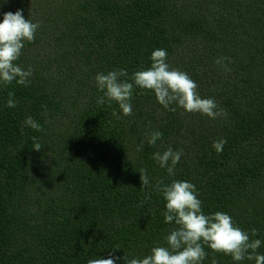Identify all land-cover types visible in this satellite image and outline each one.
<instances>
[{
  "label": "trees",
  "instance_id": "obj_1",
  "mask_svg": "<svg viewBox=\"0 0 264 264\" xmlns=\"http://www.w3.org/2000/svg\"><path fill=\"white\" fill-rule=\"evenodd\" d=\"M18 9L40 26L16 61L30 84L0 86V264L143 257L174 226L154 188L172 179L195 185L205 214L256 229L264 254V0H0V21ZM155 49L225 115L166 110L139 88L131 116L97 105V73L146 69ZM222 56L230 71L214 63ZM28 116L43 131L24 126ZM152 130L163 133L155 146ZM168 147L183 152L172 177L151 158ZM205 251L202 264H255Z\"/></svg>",
  "mask_w": 264,
  "mask_h": 264
},
{
  "label": "clouds",
  "instance_id": "obj_2",
  "mask_svg": "<svg viewBox=\"0 0 264 264\" xmlns=\"http://www.w3.org/2000/svg\"><path fill=\"white\" fill-rule=\"evenodd\" d=\"M39 26L38 21L34 23L25 19L22 10L3 14L0 21V86L6 87L13 82L24 86L30 84L32 69H24L16 61L22 54L25 42L34 41ZM167 55L166 50L155 49L150 56V66L146 69L140 68L131 75L125 69L97 73L94 84L102 93L96 99L97 105H111L114 102L124 116H131V100L135 89L139 88L154 93L156 101L166 110L176 111L178 107L185 112L200 113L211 119L225 115L222 109L218 110L213 98H201L196 82L187 73L170 67L166 62ZM227 62H230L229 58L223 56L214 60L217 66L230 71ZM13 97L14 94L9 92L6 102L9 108L16 107L17 101ZM172 105L175 107H170ZM112 115L119 118L115 110ZM23 124L33 130L43 131L41 125L31 116L26 117ZM162 138L163 133L159 130H152L145 136L147 144L152 146ZM32 140V148L40 151L42 144L35 137ZM226 143V139L220 138L212 142V147L219 153ZM182 155V150L174 151L168 147L163 152L153 153L151 158L172 177ZM139 174L141 188L148 187L150 179L147 170L141 169ZM154 188L165 201L162 212L164 223L174 226L162 237L164 243L151 247L147 255L130 259L125 254V264H202L207 256L205 246L215 253L230 256L234 262L246 259L254 261L255 264H264V254L257 251L262 241L252 238L258 234L257 230H242L230 215L221 211L205 214L194 184L172 179L167 184L159 181ZM147 198L150 199V196ZM108 255L110 258L107 259L90 258L87 264H115L120 259L113 256L112 252ZM211 264L218 262L213 258Z\"/></svg>",
  "mask_w": 264,
  "mask_h": 264
}]
</instances>
